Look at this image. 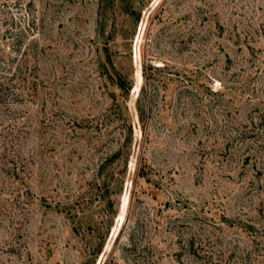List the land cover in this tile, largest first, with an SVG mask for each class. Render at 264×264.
<instances>
[{"label":"rangeland","instance_id":"1","mask_svg":"<svg viewBox=\"0 0 264 264\" xmlns=\"http://www.w3.org/2000/svg\"><path fill=\"white\" fill-rule=\"evenodd\" d=\"M0 264H264V0H0Z\"/></svg>","mask_w":264,"mask_h":264},{"label":"trees","instance_id":"2","mask_svg":"<svg viewBox=\"0 0 264 264\" xmlns=\"http://www.w3.org/2000/svg\"><path fill=\"white\" fill-rule=\"evenodd\" d=\"M122 82H123V81L121 80L120 83H119V86H120V87H123Z\"/></svg>","mask_w":264,"mask_h":264}]
</instances>
